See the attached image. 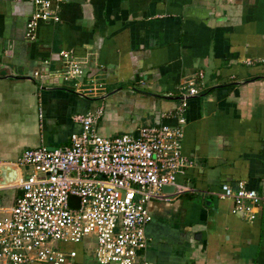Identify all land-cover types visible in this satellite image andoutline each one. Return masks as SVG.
<instances>
[{
    "label": "crops",
    "instance_id": "crops-1",
    "mask_svg": "<svg viewBox=\"0 0 264 264\" xmlns=\"http://www.w3.org/2000/svg\"><path fill=\"white\" fill-rule=\"evenodd\" d=\"M52 8L59 21L39 22L29 40L33 1L0 0V206L21 193V153L67 148L80 130L75 115L97 114L94 130L107 137L174 126L194 79L200 91L186 95L181 142L192 165L177 175L187 189L148 202L138 264H264V200L247 221L218 196L222 183L239 181L264 196V0H52ZM63 50L83 75L62 77ZM56 244L76 252L63 264H98L84 241Z\"/></svg>",
    "mask_w": 264,
    "mask_h": 264
},
{
    "label": "built area",
    "instance_id": "built-area-1",
    "mask_svg": "<svg viewBox=\"0 0 264 264\" xmlns=\"http://www.w3.org/2000/svg\"><path fill=\"white\" fill-rule=\"evenodd\" d=\"M32 1L35 10L25 32L29 40H34L39 22L60 19L52 0ZM60 56L65 62L63 78L84 74L69 52L63 50ZM193 81L176 107L174 126L146 125L138 129L137 137H107L94 130L97 114L80 113L74 116L80 130L70 134L67 148L25 149L14 162L19 169L27 168L17 182L21 193L11 206H0V264H63L76 252L60 250L56 243L83 242L84 237L93 239L98 264H138L148 242L145 227L152 220L148 202L169 200L187 189L177 182V175L192 165L182 153L181 142L186 95L200 91ZM93 86L82 91L90 92ZM164 186L174 189L164 192ZM218 196L231 200V212L247 221L256 219L264 200L244 181L236 186L222 183Z\"/></svg>",
    "mask_w": 264,
    "mask_h": 264
},
{
    "label": "rangeland",
    "instance_id": "rangeland-1",
    "mask_svg": "<svg viewBox=\"0 0 264 264\" xmlns=\"http://www.w3.org/2000/svg\"><path fill=\"white\" fill-rule=\"evenodd\" d=\"M22 170L26 172L27 168L23 167ZM0 205H4V204L0 203ZM83 241H84L83 247H84L86 258H89L90 260L95 261L94 254H93L95 243L93 239L89 237H84Z\"/></svg>",
    "mask_w": 264,
    "mask_h": 264
},
{
    "label": "water",
    "instance_id": "water-1",
    "mask_svg": "<svg viewBox=\"0 0 264 264\" xmlns=\"http://www.w3.org/2000/svg\"><path fill=\"white\" fill-rule=\"evenodd\" d=\"M135 137H137L138 136V130L136 131V132H134V134H133ZM2 168H4V167H2ZM6 168V167H5ZM4 168V169H5ZM163 191L164 192H172L173 191V189H174V186H164L163 188Z\"/></svg>",
    "mask_w": 264,
    "mask_h": 264
}]
</instances>
